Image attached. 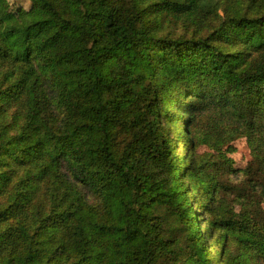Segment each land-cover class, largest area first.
I'll return each instance as SVG.
<instances>
[{"label":"trees","instance_id":"trees-1","mask_svg":"<svg viewBox=\"0 0 264 264\" xmlns=\"http://www.w3.org/2000/svg\"><path fill=\"white\" fill-rule=\"evenodd\" d=\"M0 264H264V0H0Z\"/></svg>","mask_w":264,"mask_h":264},{"label":"rangeland","instance_id":"rangeland-1","mask_svg":"<svg viewBox=\"0 0 264 264\" xmlns=\"http://www.w3.org/2000/svg\"><path fill=\"white\" fill-rule=\"evenodd\" d=\"M242 154H247V151L245 150L243 144L242 143H239L238 144V152L235 155V157H240ZM198 207H202V206H197V208ZM202 214H204V211L203 210L202 211H199V215H202ZM206 228H207L206 224H203L201 229H206Z\"/></svg>","mask_w":264,"mask_h":264}]
</instances>
